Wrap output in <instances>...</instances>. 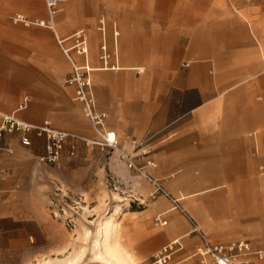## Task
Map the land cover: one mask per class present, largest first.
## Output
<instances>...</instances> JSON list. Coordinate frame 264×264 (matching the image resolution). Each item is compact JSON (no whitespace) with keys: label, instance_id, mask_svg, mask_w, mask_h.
<instances>
[{"label":"crops","instance_id":"1","mask_svg":"<svg viewBox=\"0 0 264 264\" xmlns=\"http://www.w3.org/2000/svg\"><path fill=\"white\" fill-rule=\"evenodd\" d=\"M88 1L91 4L87 6ZM33 2L0 0V112L9 111L7 114L23 122L48 125L87 142L66 138L58 162L46 164L38 161L45 151L44 135L38 136L34 129L2 134L0 223L14 227L0 231H14L18 237L25 230L18 226L30 222L43 225L49 187L52 184L71 187L73 178L82 172L81 167H71L74 160L86 156L93 159V153L110 159L117 152L91 142H100V138H96L81 113L82 105L74 99L75 86L66 82L71 66L48 32L54 30L69 44L68 35L82 29L88 51L85 56H75V60L99 67V45L105 42L118 70H123L115 73L96 71L97 68L91 73L96 107L106 113L105 128L110 130V137L118 136L119 150L132 153L130 141L148 135V144L153 148L149 156L156 165L137 163L168 194L167 190L177 192L175 184L182 183L186 176L184 169L171 171L177 161L199 154V158L207 159L206 167L219 164L221 168L232 169L223 173L224 177L232 176V183L223 181L186 192L195 193L199 211L198 219L193 217L205 239L211 244L223 243L204 233L216 232L221 239L224 228L210 217L211 211L203 200L213 199L216 208L234 202L241 205L252 200L264 202V0H66V9L58 20L52 16L42 19L45 23L40 24L16 13L15 16L24 15L26 21H12L9 15L15 10L35 11L38 5ZM100 18L104 19L103 32L98 29ZM82 23L85 27H77L67 36H60L54 26L65 31ZM48 25L54 26L53 29ZM110 45L120 49L121 64ZM140 79L158 80L161 86L158 90L153 87L145 90L143 96L149 98L143 100V107L141 89L130 87ZM115 80L129 86L116 90L112 87ZM157 95L161 97L159 102ZM60 113L71 121L59 122ZM23 138L29 144H23ZM72 147L74 155H70ZM107 176L117 188V179H111L112 174ZM141 176L144 192L153 187L150 196L155 186ZM127 185L133 187L129 191L136 189L132 183ZM183 209L173 196L157 191L143 210L142 224L139 227V223L127 224L124 241L128 254L142 257L138 264H143L157 247L179 238L188 248L194 245L187 258L195 256L200 264L194 252L202 240L195 222ZM155 213L167 225L152 226L149 219ZM245 223L247 227L254 224ZM259 230L253 226L247 233L254 234V239H263ZM244 241L250 247V264H264L254 261L258 259L255 250L264 248Z\"/></svg>","mask_w":264,"mask_h":264},{"label":"rangeland","instance_id":"2","mask_svg":"<svg viewBox=\"0 0 264 264\" xmlns=\"http://www.w3.org/2000/svg\"><path fill=\"white\" fill-rule=\"evenodd\" d=\"M35 1L36 3H34ZM34 2V4L38 5V8L35 11L15 10L9 15L12 18V21H14L16 13L25 14L26 18L31 21L38 20V22L42 21L44 23V19L51 18L47 11L45 0H34ZM88 2L89 4H87V6L91 4V1ZM64 3H66V0L58 6L59 9L53 14V17L57 20L60 17V14L64 13V10L66 9ZM56 24H58V22ZM56 24L54 26L58 29V34L60 36H67L77 27H85L82 23L77 26H71V28L67 27V30L61 31ZM48 26L51 27L52 25ZM48 32L51 34L54 44L57 45L53 38L52 30H49ZM110 46L114 56L115 54L117 55L115 57H117V60L119 59V64H121L123 56L120 49L117 46L115 48L113 45ZM62 57L65 58L63 54ZM117 72H123V70H115V73ZM123 82L124 81L121 80H115L112 87L117 90L126 85L129 86ZM64 85L72 86L66 83H64ZM134 86L141 89V107H143L144 104L143 100L149 98L148 95L143 96L145 90H148L150 87L158 90L161 87L159 86L158 80L148 79H140L137 80L134 85H130V87ZM156 97L159 102L161 97L159 95ZM77 104L80 105L78 102ZM2 113L7 114L10 112H0L1 121ZM81 113L85 117L82 106ZM85 119L87 118L85 117ZM57 120L59 122L71 121L69 116L61 113L58 115ZM97 137L96 134V138ZM147 138L149 140L150 137L146 135L137 141L142 142ZM148 140L138 149L141 151V149L143 150V148L146 147L145 145H147L151 149L149 153L150 155L153 148L148 144ZM116 153H114V156L110 159H108L107 156L104 159V157H100V154L97 155L96 153H93V156L95 157L93 159H89L86 156L81 160H74L71 167H81L82 172L80 175L78 174L76 178H73L74 183L71 187H66L64 185L57 187L53 184L49 187L43 225L30 222L29 224L18 226L25 229L23 234L18 235V237L16 236L17 233L14 231H0V264H106L104 260L108 258V256L103 245L104 233H99V231L102 230L100 228L101 223L106 220L111 222L113 228V232L108 238L109 247L115 250L120 249L126 255L123 256L129 259L133 264H138L142 261V257L136 258L128 254L124 241L125 229L127 224L131 222L136 224L139 223L138 227L142 224L144 219L142 216L144 214L143 210L148 207V204L152 200L148 195L153 190V187L151 186L147 192H144L142 189V183L144 181L143 176H141L142 174L128 171L125 165L118 159ZM198 155L199 154H195L194 157L189 160L176 162L177 165L174 166L171 171L184 169L186 176L182 183L179 182L178 184H175L174 190H177V192L167 191L175 200H177L181 208H185L183 210L188 212V216L193 222H195L196 227L200 229L199 223L193 217L194 215L198 219L199 211L194 198L195 193L186 192L201 189L223 181L232 183V176H223V173H228L229 171H232V169L221 168L218 166L219 164L217 166H211L210 164L206 167L205 163L207 159L199 158ZM209 155L212 156L214 154ZM149 158L151 157L149 156ZM137 159L138 163L143 161L141 157H138ZM155 162H157V169H159V160H156ZM84 170H91L92 172H86L84 174ZM219 172L221 173L219 174ZM108 174L114 176V181L117 179L115 183L118 186L117 188H114V182L108 179ZM138 174L140 175L138 176ZM118 181L120 182L118 183ZM126 183H132L136 186V189L129 191L128 189H132L133 187L126 186ZM203 202L208 211L212 212H210V217L224 228L221 234V239L217 238L219 234L216 232L209 234L204 232L208 238L215 242L223 243L243 239L249 241L253 247L264 248V237L263 239H254V234L250 235L247 233L250 232L254 226L259 228V231H262L261 233L264 235V202L252 200L247 205H241L239 202H234L231 206H219L217 207L218 209L214 207L216 202L213 199L205 198ZM170 210L173 211V204L171 202ZM216 210H219L217 213L221 212L220 215L216 213ZM128 211L132 213H127ZM175 211L178 210L175 209ZM156 215V213L153 214L149 219L152 226H155L156 224L154 220ZM247 221H253V226L250 224L247 227L245 223ZM8 227L13 228L14 226L8 223H0V228ZM180 241L184 248L173 255L169 264H199L197 257L192 256L191 258H187V256L193 252L192 247L194 245H191V248H188L185 246L183 239ZM159 247H157L151 254L159 249ZM254 261L264 262V258ZM143 264H145V261Z\"/></svg>","mask_w":264,"mask_h":264},{"label":"built area","instance_id":"3","mask_svg":"<svg viewBox=\"0 0 264 264\" xmlns=\"http://www.w3.org/2000/svg\"><path fill=\"white\" fill-rule=\"evenodd\" d=\"M64 1L65 0H45V5L50 17H52L53 14L56 13L57 9H59L58 6ZM19 18V16H16L14 18V21H17V19ZM39 22L40 24H44V22L42 21ZM104 27V19L100 18L98 21V29L103 32ZM50 28L53 29V26H51ZM53 32L58 46L60 47L61 51L63 52L64 56L71 66V75L66 79V82L75 86L74 99L82 105L85 117L89 121L92 129L100 138V142H91L100 143L110 148L112 151H117V157L127 169L134 170L147 177L155 186L154 191L150 195L152 198L157 191H160L169 196V194L165 192L164 189L156 181L151 179L143 171L142 166L138 165L137 163V158L141 157L143 159L144 165L153 167L156 165L154 161L149 158L151 149L147 145H145L146 147H144L143 150L141 149V151H139L138 149L143 145L144 142L148 140V138L142 142H138L137 140L132 139L130 141L132 145V153H126L122 150H119L118 140L114 135L113 137H110V130H106L105 128L106 113L96 107V101L91 82L92 71L96 70L97 68L117 69V63L111 60L112 56L105 42H102L99 45V53L97 55V58L100 62V66L92 67L87 61L79 63L75 60V56H85L88 51L87 38L85 32L82 29L75 30L70 35H68L67 38L69 39V44H65L64 38L59 37L54 30ZM115 34L117 35L118 31H115ZM1 116L2 121L0 123V139L4 132L12 133L14 130L19 129L22 131L34 129L38 136H45V151L43 154L38 156V161L40 163H57L60 158L63 142L68 137L79 138L87 142L86 139H83L80 136L53 129L48 125L38 126L23 121H18L13 115L9 114ZM22 143L27 145L29 144V140L27 138H23ZM1 150L2 147L0 146V152ZM70 155H74V147L71 148ZM111 179L113 178L111 177ZM154 220L158 225L166 224V220L163 219L160 214L156 215L154 217ZM195 230L198 232L202 240V245L200 247H197L196 251L194 252V255L199 256L200 264H250V261L248 259L250 247L246 241L235 240L230 241L227 244H211L205 239L202 231L197 228ZM181 249L182 244L179 238H175L172 241L159 247V249H157L151 255L150 259L145 264H169L173 258V255ZM254 255L258 259L264 258V249L255 250Z\"/></svg>","mask_w":264,"mask_h":264},{"label":"bare ground","instance_id":"4","mask_svg":"<svg viewBox=\"0 0 264 264\" xmlns=\"http://www.w3.org/2000/svg\"><path fill=\"white\" fill-rule=\"evenodd\" d=\"M17 16L20 17L19 19H17V21H26L24 16H22V15H17ZM115 70H118V66H117V69H111V68H106V69H103V70L101 69V71H111V72H114ZM96 71H99V69L96 70ZM96 71H94V72H96ZM2 115H6V114H2ZM17 120L21 121L20 119H17ZM100 228L102 230H100L99 233H104V241H103L104 244L103 245H104V247L106 249L105 252H106V254L108 256V258H106L104 260L105 263L106 264H133L129 259H127L125 256H123V254L119 250L111 249L109 247L108 238H109V235L113 232V228H112L111 222L109 220L108 221L107 220L104 221L103 223H101V227ZM196 228L199 229L198 227H196Z\"/></svg>","mask_w":264,"mask_h":264}]
</instances>
